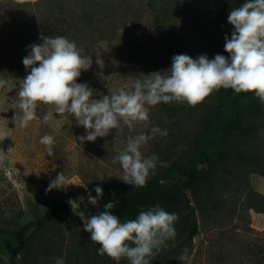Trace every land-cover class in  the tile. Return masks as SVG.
Segmentation results:
<instances>
[{
    "label": "rangeland",
    "instance_id": "1",
    "mask_svg": "<svg viewBox=\"0 0 264 264\" xmlns=\"http://www.w3.org/2000/svg\"><path fill=\"white\" fill-rule=\"evenodd\" d=\"M28 1L0 0V79L12 86L7 93L0 91V228H17L69 199L83 197L81 206L95 211L87 215L98 214L109 202L121 203L134 186L121 180V165L112 161L126 147L127 138L141 129L147 133L156 126L167 129L166 136L157 133L141 148L145 157L154 154L167 164H158L149 178L166 182L202 165L231 113L232 96L220 90L195 107L175 102L150 107L146 125H137L132 131L122 125L95 142L81 143L78 137L86 134L85 129L68 115L60 118L54 114V119L45 122L48 106L43 104L38 105L36 118L28 127L15 125L18 80L30 71L22 62L29 45L41 43L42 34L51 37L62 32L52 19L35 24ZM38 1L50 11L56 9L71 17L70 41L93 61L77 83H87L95 99L130 80L170 68L177 54L193 59L201 54L209 59L216 54L229 57L224 45L225 36H230L214 6L225 0ZM244 114V126L253 131L245 143L237 144L244 157L232 156L217 169L212 188L215 202L205 203L203 213L195 209L188 216L197 225L196 234L181 247L176 241L162 248L156 258L159 264H264V213L256 210L264 209V105L258 97ZM45 134L54 137L51 157L39 142ZM59 172H65L73 185L47 192L50 180ZM97 186L103 196L93 206L88 192L96 197ZM191 205L197 207L194 202ZM19 243L0 235V264H9ZM99 247L71 210L55 214L16 264H55L56 258H63L65 264H117L98 255ZM185 248L189 260L181 262L178 258Z\"/></svg>",
    "mask_w": 264,
    "mask_h": 264
},
{
    "label": "clouds",
    "instance_id": "2",
    "mask_svg": "<svg viewBox=\"0 0 264 264\" xmlns=\"http://www.w3.org/2000/svg\"><path fill=\"white\" fill-rule=\"evenodd\" d=\"M228 23L233 26L231 38L225 36V57L216 54L209 59L201 54L195 59L186 54L172 57L171 67L144 75L143 79L130 80L117 91L95 99L94 90L87 83H77L82 71L92 66V58L79 49L74 41L64 36L39 37L41 43L29 45L30 51L23 58L28 74L18 80V97L13 120L20 128L28 127L36 118L39 104L48 106L43 120L48 122L54 114L75 118L86 134L78 137L81 143L95 142L98 137H107L112 130L123 126L132 131L137 125L149 121L150 107L160 103H177L195 107L207 96L221 88L231 89L236 94L254 93L264 105V0H245L231 9ZM97 63H100L97 54ZM17 87V85H16ZM12 90L6 79H0V91ZM167 135V129L152 127L150 133L141 129L127 138L126 147L114 157L120 163L122 181L135 188L145 187L150 174L157 165L166 167L156 155L145 157L141 148L155 135ZM46 147L48 156L53 155L54 137L45 134L39 141ZM69 184L65 172H59L50 180L47 192L53 189L66 190ZM96 197L88 192V202L98 205L103 190L94 189ZM79 201V202H78ZM83 197L69 199L67 203L83 222V230L90 233V240L98 244V255L105 254L116 261L126 259L129 264H151L167 247V242L176 238V213H169L159 205L141 210L135 219L124 222L112 214L115 204L109 202L96 215H87L81 210ZM179 261L189 260L188 249L179 256ZM55 264H65L56 258Z\"/></svg>",
    "mask_w": 264,
    "mask_h": 264
},
{
    "label": "trees",
    "instance_id": "3",
    "mask_svg": "<svg viewBox=\"0 0 264 264\" xmlns=\"http://www.w3.org/2000/svg\"><path fill=\"white\" fill-rule=\"evenodd\" d=\"M245 0H225L215 6V11L221 14L220 18L226 24L227 32L231 38L233 26L228 23V15L231 9L239 7ZM28 6L33 11L35 24L45 23L47 19H52L55 25L62 32L58 35L71 39L72 24L71 17L56 9L50 11L46 9L38 0H29ZM44 26V25H43ZM40 41V39H39ZM220 92L232 96V106L229 118L221 125L220 135L217 145L210 153L205 155L202 165L192 172L185 171L179 173L174 180L163 182L161 178H149L145 187H133L126 195L125 199L115 205L112 214L118 216L122 222L135 219L141 210H148L156 205L162 207L169 213H176L179 220L175 223L176 238L167 242V246L178 241L179 247L191 240L197 232L196 223H191L188 216L198 209L204 212L205 203H214L213 185L218 176L217 169L227 163L232 156L243 158V152L238 147V143H245L253 135L251 128L244 126L246 116L244 109L250 106L254 99V93L236 94L231 89H220ZM190 195L192 200L190 199ZM194 202L197 207L191 205ZM254 208V207H251ZM81 210L86 213L95 212L89 207L81 206ZM257 212L264 213V209H256ZM71 211L70 205L60 202L52 205L44 213L37 215L33 220L13 229L0 228L1 236H9L15 240H20L19 245L14 249L9 264H16L17 257L27 249L33 242L35 236L42 231L57 213ZM180 226L179 231L176 230ZM178 232V233H177ZM165 248V247H164ZM106 255V254H105ZM107 256V255H106ZM160 255L159 258H162ZM108 257V256H107ZM157 258V257H156ZM156 258L151 264H159ZM112 260L108 257L107 262ZM113 261V260H112ZM113 263H117L113 261ZM119 264H129L126 259L119 261Z\"/></svg>",
    "mask_w": 264,
    "mask_h": 264
}]
</instances>
